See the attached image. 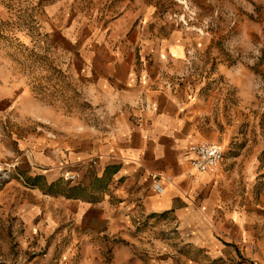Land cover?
<instances>
[{"label": "crops", "instance_id": "crops-1", "mask_svg": "<svg viewBox=\"0 0 264 264\" xmlns=\"http://www.w3.org/2000/svg\"><path fill=\"white\" fill-rule=\"evenodd\" d=\"M46 1L51 99L0 80V162L15 161L29 187H5L26 198L21 239L44 247L42 264H264L256 159L228 169L222 160L210 173L191 166L190 148L217 137L199 130L186 114L194 101L175 87L180 36L150 56L131 22L90 33L80 16L62 24V0ZM65 173L78 176L69 196L59 191Z\"/></svg>", "mask_w": 264, "mask_h": 264}, {"label": "rangeland", "instance_id": "rangeland-1", "mask_svg": "<svg viewBox=\"0 0 264 264\" xmlns=\"http://www.w3.org/2000/svg\"><path fill=\"white\" fill-rule=\"evenodd\" d=\"M49 4L0 0V80L8 78L43 101L51 99L50 75L57 72L47 60L51 30L41 23ZM59 13L63 25L79 16L86 19L90 33L131 22V31L152 49L150 56L163 53L160 44L172 35L180 36L186 54L173 78L186 101L195 103L186 114H193L203 134L217 137L211 141L224 140L226 169L228 160L253 157L258 173H264V0H62ZM9 160L0 162V264H42L44 247L21 239L26 198L15 186L11 193L5 190L10 181L29 188ZM64 176L59 191L69 196ZM59 262L57 256L52 264Z\"/></svg>", "mask_w": 264, "mask_h": 264}, {"label": "built area", "instance_id": "built-area-1", "mask_svg": "<svg viewBox=\"0 0 264 264\" xmlns=\"http://www.w3.org/2000/svg\"><path fill=\"white\" fill-rule=\"evenodd\" d=\"M190 152L193 154L191 166L199 173L212 172L223 160L225 154L224 147L221 144L208 140L192 146ZM64 178L68 183H75L78 180V176L71 173H65ZM153 191L159 195L163 191L157 179L153 184Z\"/></svg>", "mask_w": 264, "mask_h": 264}]
</instances>
